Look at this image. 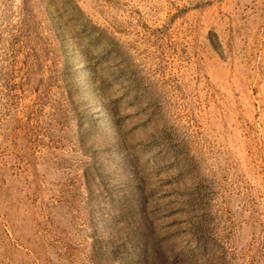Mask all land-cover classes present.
<instances>
[{"label": "rangeland", "instance_id": "obj_1", "mask_svg": "<svg viewBox=\"0 0 264 264\" xmlns=\"http://www.w3.org/2000/svg\"><path fill=\"white\" fill-rule=\"evenodd\" d=\"M0 264H264V0H0Z\"/></svg>", "mask_w": 264, "mask_h": 264}]
</instances>
